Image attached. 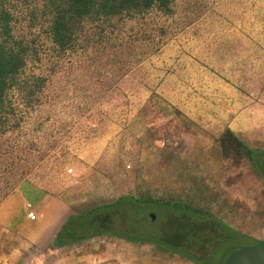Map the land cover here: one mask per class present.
<instances>
[{
	"label": "rangeland",
	"instance_id": "rangeland-1",
	"mask_svg": "<svg viewBox=\"0 0 264 264\" xmlns=\"http://www.w3.org/2000/svg\"><path fill=\"white\" fill-rule=\"evenodd\" d=\"M48 4L4 5L40 81L24 107L0 110V264H57L51 243L67 218L126 194L189 201L251 238L240 248L264 242V183L219 143L229 129L264 149V0H175L169 15L85 21L66 51ZM103 239L119 238L83 240L77 255Z\"/></svg>",
	"mask_w": 264,
	"mask_h": 264
},
{
	"label": "trees",
	"instance_id": "trees-1",
	"mask_svg": "<svg viewBox=\"0 0 264 264\" xmlns=\"http://www.w3.org/2000/svg\"><path fill=\"white\" fill-rule=\"evenodd\" d=\"M174 1L48 0L46 8L51 14L49 34L52 43L66 51L85 21H112L152 11L169 15L173 12ZM4 5L5 0H0V110L12 115L15 108L24 107L25 103L20 102L22 98L26 100L25 97L35 95L33 86L40 81V77L34 75V82L27 77L29 47L15 39L12 17ZM14 97L16 100L12 101ZM219 143L225 155L232 149L242 152L264 183V149L248 148L229 129H225ZM153 207L163 213L162 222L152 220ZM115 217L117 225L113 222ZM97 236L152 245L164 254L178 256L191 264H225L230 253L241 247V241L250 238L189 201L171 199L162 202L126 194L111 204L84 214L70 215L55 234L51 248H62ZM260 246H264L263 241H257V247Z\"/></svg>",
	"mask_w": 264,
	"mask_h": 264
},
{
	"label": "crops",
	"instance_id": "crops-1",
	"mask_svg": "<svg viewBox=\"0 0 264 264\" xmlns=\"http://www.w3.org/2000/svg\"><path fill=\"white\" fill-rule=\"evenodd\" d=\"M261 123V129H264V121ZM90 242L81 241L52 250V253L62 255L57 264H191L178 256L164 254L152 245H139L122 239L99 240L90 246L91 252L78 256L77 253L88 248Z\"/></svg>",
	"mask_w": 264,
	"mask_h": 264
},
{
	"label": "water",
	"instance_id": "water-1",
	"mask_svg": "<svg viewBox=\"0 0 264 264\" xmlns=\"http://www.w3.org/2000/svg\"><path fill=\"white\" fill-rule=\"evenodd\" d=\"M152 220L154 216L151 215ZM225 264H264V246L239 248L228 256Z\"/></svg>",
	"mask_w": 264,
	"mask_h": 264
},
{
	"label": "built area",
	"instance_id": "built-area-1",
	"mask_svg": "<svg viewBox=\"0 0 264 264\" xmlns=\"http://www.w3.org/2000/svg\"><path fill=\"white\" fill-rule=\"evenodd\" d=\"M27 218L30 219V220H34L35 219V214L33 211H29L27 213Z\"/></svg>",
	"mask_w": 264,
	"mask_h": 264
}]
</instances>
